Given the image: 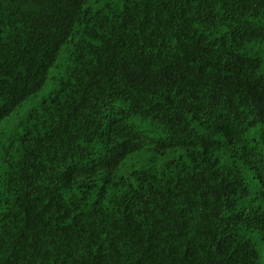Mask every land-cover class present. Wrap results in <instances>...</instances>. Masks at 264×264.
Listing matches in <instances>:
<instances>
[{
  "label": "trees",
  "instance_id": "1",
  "mask_svg": "<svg viewBox=\"0 0 264 264\" xmlns=\"http://www.w3.org/2000/svg\"><path fill=\"white\" fill-rule=\"evenodd\" d=\"M0 264H264V0H0Z\"/></svg>",
  "mask_w": 264,
  "mask_h": 264
},
{
  "label": "rangeland",
  "instance_id": "2",
  "mask_svg": "<svg viewBox=\"0 0 264 264\" xmlns=\"http://www.w3.org/2000/svg\"><path fill=\"white\" fill-rule=\"evenodd\" d=\"M62 58V57H61ZM51 79H52V77L50 78V80H49V84H51L52 82H51ZM47 90V89H46ZM44 91L43 93L41 92V95L42 94H44V93H46L47 91ZM27 102H29V101H27ZM26 102V103H27ZM24 104V106L21 108V109H19L18 111H16L11 117H9L5 122H8V124H10V123H12L11 121H15V120H19V119H21L22 117H24L25 116V113H26V111L29 109V107L31 106V104H32V102H29V103H27V104ZM6 123H4V125H5Z\"/></svg>",
  "mask_w": 264,
  "mask_h": 264
}]
</instances>
